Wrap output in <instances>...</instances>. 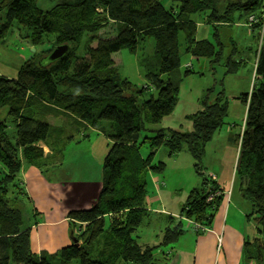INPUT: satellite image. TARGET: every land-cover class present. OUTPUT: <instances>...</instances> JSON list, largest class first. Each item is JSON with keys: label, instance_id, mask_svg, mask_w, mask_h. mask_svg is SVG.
<instances>
[{"label": "trees", "instance_id": "1", "mask_svg": "<svg viewBox=\"0 0 264 264\" xmlns=\"http://www.w3.org/2000/svg\"><path fill=\"white\" fill-rule=\"evenodd\" d=\"M173 1V6L166 8L159 0H61L42 8L38 0H0V39L7 32H15L21 42L35 47L42 37L54 35L51 48L63 43L70 46L59 60L46 59L50 48L37 62L31 59L33 55L25 60L14 78L0 75V113L5 110V118H0V264H153L156 247L138 244L132 234L147 218L143 206L148 173L161 177L165 169L162 160L153 162L159 149L170 155L181 150L192 155L194 168L203 180L200 188L188 193L182 216L199 222L195 226L209 224L210 206L204 202L207 180L200 173V161L205 145L226 116L223 93L213 100L208 95L201 100L202 108L188 116L192 121L189 132L147 125L160 123L178 101L180 55L214 57V61L221 58V48L206 39H196L197 24L215 29L234 11L260 15L264 0ZM107 24L114 36L91 37L94 25ZM148 39L152 52L138 59L146 85L123 96L124 91L135 87L112 68L111 55L122 49L134 52ZM89 42L95 44L85 46L84 54L75 55ZM230 61L229 73L236 70ZM186 70L184 74L193 73L191 67ZM255 77L251 93L240 98L247 105V113L236 174L244 182L243 196L258 211V232L264 236V44L257 54ZM50 108L57 110L53 115L73 116L100 131L112 144L104 158L95 203L67 214L72 227L70 243L55 254L36 255L30 248V232L32 223L36 225L42 215L36 210L27 212L24 225L21 211L11 203L20 196L30 199L19 182L22 162L46 167L40 144L47 143L50 135V125L42 120ZM102 122L110 124L109 131L101 128ZM71 140L59 147L56 137L53 146L58 152L61 148L64 151ZM143 144L149 149L147 156L139 151ZM11 194L14 198L10 203ZM182 227L177 222L166 228L160 246L174 243L185 232ZM112 242L114 250L109 249ZM256 243L255 257L264 260V239Z\"/></svg>", "mask_w": 264, "mask_h": 264}, {"label": "rangeland", "instance_id": "2", "mask_svg": "<svg viewBox=\"0 0 264 264\" xmlns=\"http://www.w3.org/2000/svg\"><path fill=\"white\" fill-rule=\"evenodd\" d=\"M59 1L61 0H43L41 3L45 5L43 6L41 3L39 4L42 8H47ZM159 1L166 8H169L174 4L173 0ZM222 9L223 8H221V11ZM263 11L264 7L260 12V15L257 13L245 15L243 11L231 12V15L226 19V22L215 29L212 25L209 26L201 23V25L197 27L196 39H206L212 43L215 48H221L222 54L220 60L214 61V57H211L210 59H197L193 57V55L187 53L180 55V70H178L180 74L178 101L172 112L165 116L160 123L147 125V127L152 129L166 127L177 129L179 132H189L192 130V121L188 116L201 108L200 101L203 97L208 95V98L213 100L218 96V93H223L222 101H226L227 103L226 116L223 119L222 126L214 132L212 139L205 145L203 156L200 161L209 177L216 178L222 188H228L231 185L233 167L235 165L236 155L239 151V148L237 147V137L239 133L243 131L241 127H244L243 119L245 114V104L240 98L243 97L245 93L250 92L251 88L254 87V82L256 80L255 64L257 54L264 44V18L260 17ZM253 15H256L259 18V22ZM194 16L196 15H193L192 17ZM252 17H254V19L250 21V18ZM235 23H239L238 26L240 28H237ZM109 24L111 25L113 23ZM93 29L94 31H91V37L94 38L109 37L113 35L111 32L112 29L108 24L105 26L94 25ZM15 34V32L14 34L7 32L6 35L0 39V74L15 76L18 68L25 60L30 59L33 55L34 57L31 59L37 62L46 54V51L51 48V45H54V35H46L40 39L35 47H33L34 51H31L32 47H30L27 42H21L20 38ZM88 37L90 36L88 35ZM90 44L91 42L82 45V48L75 51V55L79 56L84 54L85 46ZM94 44L95 43L91 44V46ZM54 47L52 46L51 49L53 50ZM151 52V39H148L146 42L140 44L134 52H131L128 49H122L118 52L112 53V68L118 69L122 76L128 77L135 87V90L130 89L124 91L123 96L130 92L135 93L144 85L145 78L143 69L139 66L138 59L143 54L148 55L151 54ZM228 60H231V66H236L234 72H227ZM234 61L238 62V64L234 65ZM190 67L193 69V73L184 74V71H187L186 69ZM55 111L57 112L56 109L50 108L48 111L50 112L49 115L42 118V120L51 127L47 143L40 144V146L43 147V152L45 154L43 164H45L46 167H40L37 164H26L24 161L22 162L19 182L21 189L26 193L27 188L25 177L27 174L25 173L29 167L36 172L33 171L28 173L29 176L35 175L52 183L57 181L65 183L68 178V183H72L78 181H93L95 179L98 180L101 177L104 158L108 147L112 142L107 140L100 131L93 130L91 127L80 123L73 116H67L65 114L53 115V113H56ZM4 113L5 110H2L0 113L1 119L5 118ZM100 126L102 129L109 131V123L102 122ZM87 133H89V135H87ZM147 134L152 135V132H147ZM56 137L58 139V144L56 143V146L59 147L70 142V139H72V142L67 145V148L64 151H62L61 148L60 152H58L59 148L53 146ZM228 138L231 139L228 140ZM139 151L144 156H147L149 153L146 144L141 145ZM89 152H91L90 156ZM181 152H183V150L173 155L169 154L168 156L174 157ZM184 152L191 157V166L188 165L186 161L187 158L182 157V171H176L173 166L164 169L163 171L167 173L169 178V184L167 185L173 188L176 187V190L173 191L175 202L182 198L184 192L182 189H186V187L190 185L194 174L195 160L189 152L185 150ZM159 157H161V154L157 152L153 158V162H158ZM61 159L63 160L62 166L60 165ZM163 159L165 163H168L169 160H166L165 155L163 156ZM212 173L216 174L218 179L216 175ZM180 187H182V189ZM9 190L11 191V189ZM27 195L29 196L28 193ZM8 198L11 203L14 194L8 195ZM28 198H30V196ZM11 204V207L21 211L24 218V225H26L28 221L27 212L31 213L34 211L35 213L38 211V207L35 205L33 199H29L28 201L22 196L18 197L17 202ZM247 217L248 220H250L252 234L249 233V235H251L248 239L249 245L246 247L247 253H245V257L246 260L254 261L259 264L262 263L261 261L263 260L259 261L256 259L255 246L257 245L256 242H259L260 244L263 243L264 236L258 232V225L256 223L257 217H254V215H248ZM182 218L189 219L182 216L181 209L176 217V222L182 221ZM186 224L187 226H185V228L188 226L190 227L189 222ZM34 225L35 224L32 223V226ZM144 225L145 223L143 222L141 226ZM141 226H139L138 229L141 228ZM79 237L82 239L81 235H79ZM158 246L160 245L152 246L156 247L154 251L158 249ZM114 248L115 243L112 242L109 245V249L114 250Z\"/></svg>", "mask_w": 264, "mask_h": 264}, {"label": "crops", "instance_id": "3", "mask_svg": "<svg viewBox=\"0 0 264 264\" xmlns=\"http://www.w3.org/2000/svg\"><path fill=\"white\" fill-rule=\"evenodd\" d=\"M42 1L38 0L39 6ZM200 25L201 23H198L197 27ZM235 25L240 28L239 23H235ZM219 26L217 24V27ZM0 75L10 78L16 76L2 73ZM144 85L146 84L144 83ZM230 139L228 138V140ZM157 152L161 154L158 160L163 161L164 155L166 160H169L168 163H165V169L173 166L176 171H182V157L187 158L189 166L192 165L191 157L184 151L174 157H169L168 152L164 149H159ZM90 155L91 152H89ZM33 171L30 167L26 170V191L30 199L34 200L42 217L31 229L30 248L36 255L42 252L55 254L71 241L72 227L68 212L71 209L87 208L95 203L100 189V185L97 183L100 182V179L68 183V178L65 185L62 186L63 183L60 181L52 183L35 175L29 176L28 173ZM232 177L233 174L231 179ZM160 178L162 181H159ZM147 181V194L143 206L147 218L143 221L145 225L137 228L132 236L138 244L155 246L160 245L166 228L177 225L176 217L185 203L187 192L200 188L202 182L193 174L190 185L186 189L180 187L184 190L183 196L175 202L173 191L176 190V187L167 185L169 178L166 172H162L161 177L158 174L148 173ZM159 182H163L164 185ZM216 187L222 190V195L225 192H228L229 195L223 196L222 201L220 198L216 200L213 217L209 224L200 223L206 227V231L194 229V224L198 222L192 219L190 227H182L185 232L174 243L162 245L154 251L153 264H257L254 261L246 260L245 257L244 244L252 234L250 220L247 217L251 213V205L241 192L240 182L236 180L233 186L231 183L228 188H222L217 180ZM182 221V226H187L184 218ZM249 233L251 234L249 235ZM261 262L259 264H264V260Z\"/></svg>", "mask_w": 264, "mask_h": 264}, {"label": "bare ground", "instance_id": "4", "mask_svg": "<svg viewBox=\"0 0 264 264\" xmlns=\"http://www.w3.org/2000/svg\"><path fill=\"white\" fill-rule=\"evenodd\" d=\"M222 24H224V22H220L218 25H222ZM226 24H228V23H226ZM200 40H202V39H200ZM190 74V73H189ZM251 93V90H250V92H248L247 94H250ZM204 98V97H203ZM200 105H201V108H202V104H201V101H200ZM246 113H247V105H245V114H244V119H243V125H245V120H246ZM242 125V124H241ZM242 128V130H243V128L244 127H241ZM242 133H243V131L241 132V133H239V135H238V137H237V147L239 148V151H240V147H241V136H242ZM239 151H238V154H237V162L235 163V165H234V167H233V177H232V179H231V183H235V181L236 180H238L239 182H240V187H241V192H242V188L244 189V187L245 186H243V184H244V182H242L238 177H237V174H236V169H237V163H238V159H239ZM157 153V152H156ZM156 155V154H155ZM169 155V154H168ZM165 163V162H164ZM166 165V164H165ZM200 168H201V170H200V173L201 174H205V178H206V183H207V185H206V188H205V191H206V196H205V204L206 205H209L210 206V208H209V210H208V213H209V215H211V218L213 217V210H214V202L217 200V199H221V201H222V198H223V196H225V197H227L229 194H228V192H225V194H223L222 195V193H221V189H218L216 186H217V180H216V178H213V177H209V175L206 173V171L204 170V166L203 165H201L200 166ZM194 174L200 179V182H202V180L203 179H201V176H199V174L196 172V170H195V168H194ZM212 174H214V173H212ZM214 175H216V174H214ZM217 177V176H216ZM160 183V182H159ZM160 184H162V183H160ZM243 194V193H242ZM245 199L250 203V205H251V213L249 214V215H254V217H258L259 215H258V211L256 212V211H254L253 210V207H252V203L245 197ZM211 218H210V220H211ZM257 219V218H256ZM184 221H186V222H189V223H191V221H192V219H184ZM195 221V220H194ZM206 221H207V218H206ZM177 222H179V221H177ZM181 223H183V221H180ZM199 223V222H198ZM183 227H185L184 225H183ZM196 227L199 229V230H203V231H206L205 230V226H203V225H201V224H198V225H196ZM249 244V241L248 240H246V242H245V244H244V248L247 246ZM245 252V251H244Z\"/></svg>", "mask_w": 264, "mask_h": 264}, {"label": "water", "instance_id": "5", "mask_svg": "<svg viewBox=\"0 0 264 264\" xmlns=\"http://www.w3.org/2000/svg\"><path fill=\"white\" fill-rule=\"evenodd\" d=\"M70 50V46L67 43L60 44L56 46L46 57L49 62H54L56 60L64 57ZM31 51H34V48H31ZM76 242V240H74Z\"/></svg>", "mask_w": 264, "mask_h": 264}, {"label": "built area", "instance_id": "6", "mask_svg": "<svg viewBox=\"0 0 264 264\" xmlns=\"http://www.w3.org/2000/svg\"><path fill=\"white\" fill-rule=\"evenodd\" d=\"M253 16H255L257 18V21L259 22V18L256 15H253ZM260 17L264 18V11H263V13H262V15ZM253 19H254V17L250 18V21L253 20ZM195 228H197V227L195 226Z\"/></svg>", "mask_w": 264, "mask_h": 264}]
</instances>
